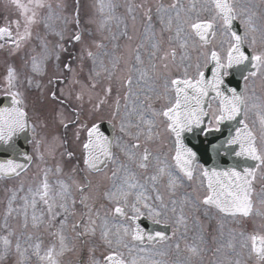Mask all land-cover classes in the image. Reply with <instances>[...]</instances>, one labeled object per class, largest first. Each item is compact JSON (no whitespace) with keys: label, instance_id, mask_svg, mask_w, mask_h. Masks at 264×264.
Returning a JSON list of instances; mask_svg holds the SVG:
<instances>
[{"label":"snow or ice","instance_id":"obj_1","mask_svg":"<svg viewBox=\"0 0 264 264\" xmlns=\"http://www.w3.org/2000/svg\"><path fill=\"white\" fill-rule=\"evenodd\" d=\"M217 15L223 21V26L230 38L227 41V48L223 47L218 51L215 48L210 51L203 50L200 52V57L204 58L203 67L207 68L208 64H212V78L206 79L205 72L202 70V65L199 62L195 64V74H190L189 69L193 67L191 63L183 67L182 76L171 78L169 65L163 64L165 69L164 75V96H168L169 93H174V100L169 98L168 106L163 107L161 110H153L151 104L148 105L151 111L152 119L145 120L143 114H141V121L147 125L146 141H151L153 136H159L160 133L153 132V128L156 126L157 118H163L166 122V131L175 137V154L169 157L167 155L161 156L159 154L153 155L152 151L147 146H142L140 141V135L138 133L135 136V143L130 146L123 145L122 150L125 156L131 164H134L136 168L148 172L150 164L152 165V172L145 176V180L148 183H141L137 178V174L129 169L127 165H121V169L124 171L120 184H114L113 190L105 193V197L112 202L115 206L112 212L119 218H125L135 224L136 220L143 215L142 209H146L148 214L152 217H159L164 212L169 210L168 203L165 202L164 193L161 191L163 185L169 192V203L172 205L171 211L176 213L178 201L172 197L175 196L177 188L183 187L185 180L191 182L194 179H198L201 188H204V194L202 196L197 195L195 200L190 196H185L181 201L180 214L177 217L176 223L185 224L186 218L184 216V207L187 204H191L194 210H199V205H203L205 209L215 208L218 212L230 216H236L240 214L247 217L251 214L253 201V182L256 179L257 170L264 168V134L260 137V143L257 144V137L249 128L246 123L247 112L249 106L246 103V97L244 92H238L236 89H227L230 95L226 94L223 89L224 77L229 75L230 69L236 68L241 74L242 78L247 81L249 77H255L261 69H264V50L257 51L255 45L257 43V37L252 35L250 44L252 46L251 54H246L244 44L250 33L256 32L255 27H251V20L246 22V31L244 35H239L237 32L232 31V22L238 15L235 6L229 2V0H213ZM32 8L25 5L18 4L17 6L23 10L24 15V31L21 33L20 22L15 21L16 35L13 36L11 26L0 27V39L10 40L14 44L15 48L20 47V42L30 37V26L37 22L38 9L44 8V0H32ZM50 9L51 5H47ZM105 5L102 3L100 6L101 13L104 12ZM169 9L175 10L176 15L170 14ZM191 10H195V5ZM182 8H178L175 3L169 5L166 9L160 6L157 9L158 13H161L160 23L165 25V30L171 32L175 26V37H170L169 40L175 39L179 42V46L185 49L184 55L181 57L183 62L186 59H190L187 48L189 47V41H193L192 47H196V43H199L201 49L206 48L212 41L210 37L216 35L213 21H197L190 23V18L181 17ZM31 13L30 15L28 13ZM151 9L148 10V13ZM146 13L147 20L149 21V29L151 28L152 16ZM165 16L167 19L165 20ZM188 26L191 31L185 28ZM126 35V32L124 33ZM76 41L81 39L80 35L74 36ZM261 44H264V32L260 36ZM4 44H0V48H3ZM142 47V45L140 46ZM152 49L149 53V57L154 59L157 51L159 50V44L154 42ZM171 57L173 60L176 58V51H171ZM167 55L161 56L163 61L167 59ZM89 57H93L92 52H88ZM57 59L59 57L57 56ZM137 63H143L139 48L136 50ZM69 68V65H65ZM153 69H156V65H152ZM251 69V70H250ZM39 64L36 59L33 58V71H39ZM246 73V74H244ZM146 75V73H141ZM7 82V94L11 96V106L0 108V144H3L9 148L15 149V138L26 131L31 130L35 132V126L30 125L29 115L26 111L25 101L23 94L20 91H12L16 86V70L11 66L8 69L6 76ZM31 83V80H29ZM51 83V81H50ZM129 90L132 87L131 77L127 80ZM108 92L111 91L109 88ZM210 93L214 95L210 96ZM159 93L157 94L159 98ZM53 99H56V93H52ZM79 99V97H77ZM151 97L145 96V100H150ZM211 100L219 101V108L212 109ZM254 108H258L257 113L261 128L264 129V104L252 105ZM119 108V101H117V109ZM209 109H212L211 118L208 121L209 127L207 131H211L215 127L216 131H219V125L224 121H234L238 117L239 127L235 129L234 135L230 133L229 137L221 143V145H213L214 149L225 148L223 155H229L227 148L237 146L238 150H234L231 155L236 158H241L244 161L255 162L252 167L239 166L233 164L227 168H221L214 163L211 168L199 165V175L197 173V156L190 148H187L183 142V134L185 132H192L194 128H200L205 122V117L210 115ZM78 119V117H77ZM61 123L65 128H68V124L61 120ZM87 141L83 143V165L87 170L100 171L102 165H107L109 161L114 162L113 153L111 151L112 142L100 134L99 128L96 124L91 127H87ZM139 127V125H137ZM121 131H124V126L121 125ZM77 139H79V133H77ZM41 141H36L37 150H39ZM142 149V151H141ZM71 158L72 153H68ZM25 160L30 161L31 157L25 155ZM43 157H41L42 159ZM154 161V163H153ZM23 171H26V165L18 163L13 159H9L0 163V178H11L13 176H20ZM48 169L44 170V175L41 182L35 187L28 189V195L21 197L23 204L14 208L13 203L17 199V194L13 191L11 198L5 212V217L11 216L14 211L21 213L25 218L24 227H28V215L29 209L32 210L31 221L32 227L39 228L45 223L44 217L47 215V226L51 228L58 222V231L52 233L53 236L58 238L57 242L53 241L47 248L42 249V241L31 243L33 240L32 235H28L22 246L20 238L18 237L15 243V251L22 258L18 264H23L24 261L29 259L28 253L31 250V255L35 256L39 264H60L59 257L68 250L67 237L64 235V229L67 225L70 212V206L74 207L76 200L72 197L71 187L72 185L66 183L63 180L56 182V187L48 180ZM62 169L58 166L57 173H60ZM112 177H117V171L113 170ZM75 184L76 190L80 193H84L87 188L90 187V182L86 184ZM149 184L151 192L155 193L154 196L149 195ZM23 191V186L19 189ZM130 198H134L130 202ZM89 199L87 196H82L80 203L88 208L86 214L89 219V225L85 227L83 232L77 231L80 228V224L73 223L72 230L76 232L77 237L87 235L89 233L95 234L96 220L92 219V208L86 204ZM152 201L153 203H149ZM39 205H43L46 209L39 212L37 215V209ZM128 209H130L132 215H128ZM207 214V211L205 212ZM107 215V214H106ZM61 219L57 220L58 217ZM99 213H97V217ZM157 223L160 221L157 219ZM7 227V226H5ZM123 227V236L131 235L133 241L142 242L144 235L141 232L138 225L132 230L129 227ZM13 233L9 232L8 235L0 236V259H3L13 248V242L9 238ZM116 237V244L127 247L124 243L123 236L121 235L120 227L116 228V232H112V228L109 227L107 219L103 220L101 237L105 244L111 248L112 239L111 236ZM242 240L240 242V248L247 249L249 257H254L258 264H264V234L252 233L247 236L243 232L240 233ZM166 240L168 237L164 233L157 232L155 235H149L147 237L149 242L157 240ZM179 249V244L176 245ZM229 248L234 246L229 243ZM142 250V249H141ZM188 250L192 255L198 256L200 249L196 246H189ZM221 249H217L220 252ZM242 253H236L237 258L233 260L231 257L225 255L222 260L218 261V264H242V260L239 258ZM93 264H99L98 261H93ZM104 264H127L122 258V254L118 251H112L111 254L104 257ZM132 264H136L133 260Z\"/></svg>","mask_w":264,"mask_h":264},{"label":"rangeland","instance_id":"obj_2","mask_svg":"<svg viewBox=\"0 0 264 264\" xmlns=\"http://www.w3.org/2000/svg\"><path fill=\"white\" fill-rule=\"evenodd\" d=\"M139 3H142L144 0H138ZM137 0H88V3H97L99 9L101 4L103 3L105 5L104 12L101 13V20H102V28L100 35H103L104 38H106L105 43L109 50L107 52V55H105V64L108 66V70L104 69L103 66V76L106 77H112L114 75L112 72L111 67L114 65L115 56L119 54V51L115 48V32H116V26L118 23H123V13L126 15V9H130V5H136L138 4ZM206 1L207 0H162V6L166 9L169 8V5L175 3L178 8H182L181 11V17H187L190 18V23H192V19L195 16V12H200L201 14L203 11L207 9L206 7ZM47 2L44 7V9H49L47 5H51V10L57 11L58 8L64 9L63 4H67V0H46ZM8 3V5H7ZM5 0H0V15L1 16H8L9 18L12 17H18L19 14H17L16 10L10 6L9 2ZM245 6L249 9V12L245 11L243 8L237 7L240 9V15L245 13L244 16L241 18V22L243 23L244 29L246 31V22L248 19L245 17H249L251 20V27H255L256 32L250 33L246 41L248 44H250L252 35H255L257 37V43L254 46L257 51L264 50V44H261L260 42V36L261 33L264 32V1L261 3L259 0H244ZM195 5V10H191L192 6ZM147 6V5H146ZM156 2L153 6L155 8ZM170 14L173 16V18L176 15V11L169 9ZM207 17V16H205ZM167 17L165 16V20ZM245 19V20H244ZM53 20L58 21V17H53ZM61 21H64L61 19ZM215 24L218 26V32L216 35L215 40L225 42L227 38V33L224 31L223 26L220 21L214 20ZM65 24V22H64ZM72 24V21L67 22V28L69 29L70 25ZM188 27L187 25H185ZM165 28V27H164ZM244 31V33H245ZM68 32V36L69 37ZM73 33V32H72ZM167 39L166 43L162 44L160 46L159 53L166 54L167 52V58L169 59V54L171 50L175 49L176 55L179 54V51L176 49V46L179 44L178 41L175 39L169 40L170 37H175V26L173 27V30L171 32L167 31ZM74 34V33H73ZM132 35H136V33H133ZM47 36V34H46ZM35 37V36H34ZM108 38V40H107ZM31 40V39H30ZM53 41L51 38V35H49L46 39L45 43H49ZM150 41V39H149ZM34 42V38H33ZM126 42V41H124ZM35 43H37L35 41ZM40 43L43 44V42L40 40ZM154 42H145V53L148 55L152 49V44ZM251 45V44H250ZM115 46V47H114ZM129 42L123 43V48L125 51L128 50ZM194 48V47H193ZM252 49V46H251ZM195 50V48H194ZM147 51V52H146ZM196 51V50H195ZM185 53V52H184ZM144 54V52H143ZM110 55H113L112 60L109 58ZM122 63L123 61L126 62L127 57L122 54ZM199 57V62L203 64V60L200 58V55L197 53L193 59L188 60L189 62H192L193 64L197 63V59ZM154 59L150 58L149 55L142 60L143 63H145L146 70L149 69V73L151 70V64H148L149 61H153ZM110 63V64H109ZM169 63V72L170 75L173 76L176 73L177 68L181 69V67L173 62V64ZM186 64V63H185ZM137 68H141L143 70L142 63H137L136 56H135V64L133 66V70H136ZM131 71V73H132ZM183 74V70H181V75ZM7 76V74H6ZM176 77V75H175ZM174 77V78H175ZM153 80V83L150 81ZM155 79L153 77H147V81L144 84L145 90L149 97L152 95V98L159 100L157 104L163 105L169 103V98L173 97V93H169L168 96H164V89H163V83H164V77L159 79L157 78V83L154 81ZM149 89L147 90V88ZM157 89V90H156ZM160 94L159 98L156 94ZM244 93L246 97V103L249 106V110L247 112V118L246 121L249 124V126L252 128L254 134L257 137V144L260 143V137L262 134H264V129L261 128L259 118H258V108L252 107V105H261L264 104V69H261L260 72L257 73L255 77H249L247 81L244 82ZM143 107V106H142ZM215 103L212 104V109L215 108ZM212 109H209V112H212ZM32 113V111L30 110ZM140 112V108L133 109V111L129 115L137 114ZM147 114V111H141V114ZM122 114L121 116H117L115 119V122L118 125V135H117V141L115 143L116 145V160L114 161V166L116 164V171H117V177L114 178L115 183H121V180L123 176L125 175L124 171L121 169V165H127L129 169L137 174V178L140 180L142 178L144 172L141 169L136 168L134 164H131L127 157L124 154V151L122 150L123 145L130 146L133 142H135V136L138 133H141L143 131V134L140 135V141H144L146 145H149V149L152 151L153 155H167L169 157L172 156L173 153V138L169 136V134H166L165 131H161L160 129H156L160 135L158 136L159 139L161 138V142H163L161 145H157V138L154 135L153 139L151 141H146L145 137L147 134V125L140 122H135L133 117ZM139 118V117H138ZM147 119L148 118H144ZM152 119V118H151ZM162 123L164 124L163 118L160 119ZM159 120V123L162 124ZM157 122V120H156ZM121 125L124 126V131H121ZM139 125V127H137ZM155 128H153V132L156 133ZM164 134V137H163ZM46 138V144L49 146L51 144V139L48 137V135H45ZM171 162V160H170ZM154 163V161H153ZM196 176L199 175V168H197ZM148 172L151 174L152 172V165L150 164ZM75 180L77 183H80V178L74 174L70 185L73 187H76L75 184H72V181ZM158 187H161V191L164 190L167 191L165 195V202L169 203V192L167 189L163 187V185H158ZM18 188V186H17ZM102 187L99 185L97 186L95 190V196L92 198V200H88L91 203L97 202L103 197L104 199H107L105 195L100 194V189ZM16 188L13 189L15 191ZM12 191V192H13ZM72 193H75V190H71ZM205 189L201 188L199 180L194 179L193 181L189 182L187 180L184 181L183 187L177 188L175 191V196L172 197L178 201L177 204V211L176 213H173L170 209L172 205L169 203V210L164 212L167 214L168 221L173 226V234L172 237L163 244H156L152 246H142L138 247L132 244V242L129 241V235L123 236V227H130L129 221H116L113 219H108L110 221L112 232H116V228L120 227L121 229V235L123 236L124 243L127 244V247H124L123 245H117L115 236H111L112 239V247L109 248L104 240L101 237L102 232V219L97 218V210H92V219L96 220V231L99 230L96 235L95 234H87L85 237L93 236L95 235V241L94 245L92 246V249H95L96 247H100L103 249L102 254H108L112 251H118L121 253L129 264H132V261L135 260L136 264H218L219 260H222L225 255L231 257L233 260L237 258L236 253H242L239 257L242 260V264H254L252 261V257H249L248 250L247 249H241L240 248V242L242 240V237L240 235L241 232L245 234V236L251 234V233H259L264 234V168L257 170L256 173V179L253 182V207L251 214L246 217H240V216H223L219 213H217L214 209H205L203 205H199V210H194L191 204H187L184 207V216L186 218L185 224H177L176 220L177 217L180 214V205L179 201H181L185 196H190L191 199L195 200L197 195L202 196L204 194ZM192 193V194H191ZM149 195L154 196L155 193L151 192V188H149ZM0 195H3L2 191L0 190ZM133 200L132 198H130ZM149 203H153L152 201H149ZM70 208H72L70 206ZM80 210V209H79ZM207 211V214L205 212ZM70 212L72 215L69 216V219L67 221V225L65 230L74 232L72 230V224L76 223L77 216L73 209H70ZM88 213V212H87ZM86 213V214H87ZM85 214V220L83 221V224H81V230L82 232L85 230V227L89 225V219L88 216ZM153 219L163 220L165 219V216L163 214L159 217H153ZM215 228V231H214ZM66 236H71V234H67ZM22 240V237L21 239ZM74 244L72 249H70L71 254V262L70 264H78L77 263V246L76 245V238L73 237ZM68 243L70 244V241L68 240ZM231 243L234 248H229L228 245ZM179 244V249H177L176 245ZM189 246H196L201 251L198 256H193L192 253L188 250ZM221 249L220 252H217V249ZM12 250L5 256L9 259L11 257H14L18 260V262L21 261V257H17L14 255L16 253L15 250ZM142 249V250H141ZM97 250L91 251L85 253L84 256V262L82 261V264H93V261H98L99 264H102L101 257H96ZM80 256V254H79ZM35 257V256H34ZM36 258V257H35ZM37 261V259H36ZM29 262H26L24 264H27ZM31 264V263H30ZM36 264V263H35ZM61 264V263H60ZM66 264V263H65Z\"/></svg>","mask_w":264,"mask_h":264},{"label":"water","instance_id":"obj_3","mask_svg":"<svg viewBox=\"0 0 264 264\" xmlns=\"http://www.w3.org/2000/svg\"><path fill=\"white\" fill-rule=\"evenodd\" d=\"M234 71H236V73H234L232 75V77L224 79L223 89L225 90L226 94H228V95H230V93L227 92V89H230V88L236 89L238 92H240L242 74L236 68H234ZM210 94L214 95V93H210ZM239 119H241V117H238L237 120H234V121H224L222 124H220V132L215 133V135H213V136L217 137V136L223 135L225 133H227L228 135H230V133L234 135L235 129L240 126L238 123ZM200 133H201V127L196 128V133H193V135H192V140H191L190 146H187V145H185V146L187 148H190L191 150L194 149L195 151H197L199 153V156L197 159L198 160L201 159V161L205 165H213L214 166V163H215L216 165H218L221 168H227L229 166H232L233 164H237L239 166H248V163L250 162V160H248V162L245 164H241V160L239 158H236V157L231 155V153L234 150H238L237 146H232L231 148H227V151L230 153L228 162L223 160V156H220V155L218 157L219 162L213 161V160L209 161V158L205 157L206 149L209 147H212L213 145H216V142L219 140H218V138L208 139V143H211V144L207 143V145H205V146H202V140H201V141H199V145L197 146V143L194 140V138L200 137ZM184 134L189 135L188 132H185ZM199 140H200V138H199ZM185 141L188 142V140H185Z\"/></svg>","mask_w":264,"mask_h":264}]
</instances>
